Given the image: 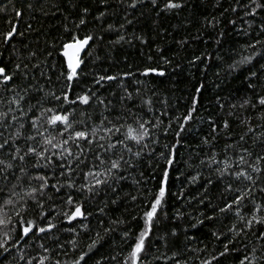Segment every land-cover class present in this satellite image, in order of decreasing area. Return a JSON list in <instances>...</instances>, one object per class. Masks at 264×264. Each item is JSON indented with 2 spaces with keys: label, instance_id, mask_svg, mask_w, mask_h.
I'll return each mask as SVG.
<instances>
[{
  "label": "snow or ice",
  "instance_id": "snow-or-ice-1",
  "mask_svg": "<svg viewBox=\"0 0 264 264\" xmlns=\"http://www.w3.org/2000/svg\"><path fill=\"white\" fill-rule=\"evenodd\" d=\"M49 2L52 8L61 12L63 22L60 25L61 31L46 48L37 51L25 43V32L19 30L18 22H14L24 15L22 9L14 7V18L7 21L10 27L0 31V105H3V110H0V156L6 157L0 158V229H4L0 236V250L9 253L12 249H16L18 264H33V261H36V264H67V261L54 259L53 249L44 242L49 234L59 240L53 232L57 224L48 218L44 208L46 200L52 198L48 189L52 188L59 193L61 189L67 188L81 193L83 199L74 197L70 192L64 200L67 210L62 209L58 215L64 217L68 224L78 219L86 220L91 213L86 209L84 202L98 197L108 188L116 192L119 182L128 178L124 173L137 168L147 156L148 159L157 161L153 167L159 169V183L140 217L143 227L134 235L130 229L124 230L122 234L128 251L119 264H151L149 260L151 237L159 226L161 216L167 215L163 210L169 195L170 173L177 163L178 146L181 143L179 138L193 120V113L197 112L198 94L202 92L204 86L201 84L195 89L196 95L192 96L191 107L187 113L175 117L178 130L172 129L171 121L165 126L160 118L146 119L143 115L134 112L133 108L137 107L152 112L154 101L151 97H146L140 87L129 90L123 82L136 78L135 83L139 85L144 83L138 79L139 76L149 77L153 74L165 76L166 72L159 67L146 66L137 72L127 71L120 74H109L107 71L102 74L93 72L91 83L81 87L84 77L88 75L87 67L100 59L98 49L104 36L90 30L89 17L92 13L90 8L83 4V0H22L29 11H38L44 16L49 15V11L45 8V4ZM99 2L105 7L108 5V0H99ZM119 3L133 10L143 6L153 12L157 19L161 15L178 14L185 7L184 0H119ZM240 9L244 10L245 16L255 18L258 14L264 13V0H247L246 3L236 0V5L231 11L236 13ZM73 12L76 13L74 17ZM107 15V11L101 10L92 18L102 24ZM124 19L126 23L120 24L119 28L109 23L106 29L101 30L116 33V39L108 43L115 46L123 43L131 44L133 40H138L141 44H146L147 39L143 35L133 33L131 38L126 35L124 31L126 25H131L133 21L127 16ZM232 23L235 24V21L233 20ZM251 26L249 24V27ZM27 31H32L30 23L27 25ZM261 34H264V21L257 31L258 36ZM245 35L250 33L245 31ZM258 44H264V40L257 39L248 44L244 51L250 48L253 50L252 53L242 54L241 58L229 67L235 70L239 66L252 64L256 57H264V51L256 50ZM160 51L162 50L158 48L157 52ZM6 52L10 53L7 59H5ZM147 59L151 61L153 58L149 56ZM162 59L165 64L171 63L167 57ZM200 59L201 57L197 56L190 63ZM250 77L258 79L257 72L251 71ZM105 82L119 83L122 90L119 100L123 105L120 111H116L112 101H106L98 94L97 86H102ZM78 87L79 92L75 90ZM249 87H255L251 80ZM162 103L167 106V99L165 98ZM217 103L223 108L219 100ZM97 105L102 106L98 122L93 119ZM240 106L264 107V95H260L255 103L250 99L244 100ZM163 115L165 112H161V116ZM260 119L264 120V112L260 114ZM242 123L248 124L249 121L245 120ZM26 127L30 131H25ZM223 127L225 129L229 127L227 121L224 122ZM10 129L12 131H9ZM154 130L162 132L163 137H167L171 131L177 139L171 144L161 143V135L155 134ZM213 131L215 132L216 129L213 128ZM5 132L8 135H5ZM248 132H253L252 127H248ZM244 139L242 135L240 140L244 141ZM18 141H23V146ZM202 143L208 145L209 141L205 138ZM73 147L76 151H73ZM88 155L92 156L94 162L91 167L81 168L80 165L85 163ZM33 160V167H51L53 175L57 177L56 182L50 183L47 173L29 175L25 166ZM161 160L163 167L159 164ZM14 161L19 163L14 164ZM262 163H264V154H255L253 161V153L247 148H242L241 154H238L235 160L227 154V149L223 161L218 160L215 154L210 155L207 161L201 160V164L213 168L217 179L223 181L229 178L224 191L235 192L237 195L231 202L220 206L219 212L232 211L239 222L238 225L233 224L229 227L228 231L232 236L228 237L218 256L214 255L210 259L202 260L201 264H212L213 260H216L217 264H223L220 258L229 257L236 251V238L241 241H251L254 238L259 242L258 246L252 243L251 247L245 243L244 255L239 259L238 264H264ZM57 168L60 170L58 173L55 171ZM140 175L142 177L143 173L141 172ZM74 176L81 179L79 185ZM198 180L199 175H196L191 177L190 182ZM33 181L38 183L33 184ZM134 183L140 184L141 181L136 180ZM208 183H212L211 179ZM257 191L261 194L259 203L256 199ZM137 198L132 196L134 201ZM111 203L116 204L117 199H112ZM33 208L39 209V219L43 223L26 218L29 210ZM244 208L247 209L246 215L242 214ZM99 212L104 214V208H99ZM205 219L212 220L215 217L205 216L204 219L198 220V223L203 224ZM112 223L121 224L123 221L117 219ZM84 227L87 228V225ZM67 230L72 231V229ZM113 230L105 229L106 232ZM168 235L158 237L166 248L169 244ZM170 235L173 237L177 235L175 229ZM212 235L218 240L221 236L218 232H213ZM102 239L101 234L97 232L96 239L87 245L89 251ZM69 243L73 245V249L77 246L75 239L70 240ZM58 246L61 249L64 247L62 244ZM33 248H38L40 251L26 254L27 249ZM64 255H67L66 251ZM87 255L88 253L79 255L71 261V264H81V261L87 264L85 260ZM173 255L175 256V253Z\"/></svg>",
  "mask_w": 264,
  "mask_h": 264
},
{
  "label": "trees",
  "instance_id": "trees-1",
  "mask_svg": "<svg viewBox=\"0 0 264 264\" xmlns=\"http://www.w3.org/2000/svg\"><path fill=\"white\" fill-rule=\"evenodd\" d=\"M242 2L246 3L247 0ZM184 3L185 7L178 14L161 15L157 19L153 12L143 6L133 10L121 5L119 0H108L106 7L99 0H83V4L88 6L92 13L89 17L90 30L102 34L104 40L100 42L98 49L100 59L87 67L88 75L84 77L81 87L91 83L93 72L102 74L107 71L109 74H120L127 71L137 72L146 66L159 67L166 72L165 76L154 74L149 77L139 76L138 79L144 81L139 85L135 83L136 78L123 82L129 90L140 87L144 95L154 101L152 112L138 107L133 108L134 112L143 115L146 119L160 118L165 126L171 121L172 129L178 130L175 117L187 113L191 107V98L196 95L195 89L201 84L204 86L202 92L198 94L197 112L193 113V120L179 138L181 143L178 146L177 163L170 173L169 195L163 210L167 215L161 216L159 226L151 237L149 255L151 264H177V262L201 264L202 260L210 259L214 255L218 256L228 237L232 236L228 231L229 227L239 224L232 211L220 213L219 207L231 202L237 193L225 192L224 186L229 182V178L223 181L217 179L213 168L201 164V160L207 161L210 155L215 154L218 160L223 161L225 149L233 160L241 154L242 148H247L253 153V161L255 154H264V135H262L264 127H261L264 125V120L260 119L264 107L240 106L244 100L250 99L255 103L260 95H264V67H262L264 57H256L252 64L239 66L235 70L229 67L239 60L242 54L252 53L253 50L250 48L244 51L248 44L257 39L264 40V34L257 35L259 26L264 21V13L258 14L255 18L245 16L243 9L233 13L231 8L236 5V0H184ZM14 7L24 12V15L14 22H18L19 30L25 32V43L30 48L37 51L46 48L61 31L63 15L52 8L50 2L45 4L49 15L44 16L38 11H29L22 0L0 1V31L10 27L7 21L14 18ZM225 9L228 11H224ZM101 10L108 13L102 24L92 18ZM72 15L74 17L76 13L73 12ZM125 16L133 21L131 25H126L124 30L126 35L129 38L133 33L143 35L147 39L146 44H141L138 40H133L131 44L123 43L115 46L108 43L116 39V33L101 30L106 29L109 23L119 28L120 24L126 23ZM233 20L235 24L232 23ZM29 23L32 25L31 32L27 31ZM249 24L252 26L249 27ZM245 31L250 35H245ZM184 41L186 43H182ZM158 48L162 51L157 52ZM256 50L264 51V44H258ZM21 51L26 50L21 49ZM9 54L5 53V59ZM149 56L153 58L151 61L147 59ZM197 56L201 59L190 63ZM163 57H167L171 63L165 64ZM251 71L257 72L258 79L250 77ZM250 80L255 87H249ZM56 87L59 90V84ZM75 90L79 92L80 88ZM97 92L106 101H112L116 111H120L123 107L119 100L122 90L118 82H105L102 86H97ZM165 98L167 106L162 103ZM218 100L223 104V108L217 103ZM95 107L93 119L98 122L102 106ZM0 110H3V105H0ZM161 112H165V115L161 116ZM245 120L249 123H242ZM225 121L229 125L227 129L223 127ZM249 126L252 127L253 132H248ZM213 128L216 129L215 132ZM25 131L30 129L26 127ZM155 134L161 135V143L171 144L177 139L171 131L167 137H163L162 132L159 131H155ZM5 135L8 133L5 132ZM242 135L245 137L244 141L240 140ZM205 138L209 141L208 145L202 143ZM18 143L23 146V141ZM229 145L236 147H228ZM73 151H76L74 147ZM0 158L6 157L0 156ZM93 162L92 156L88 155L87 160L80 167L86 169L91 167ZM33 163L34 160L25 166L29 175L47 173L50 183L56 182L57 177L53 175L51 167L36 168L33 167ZM156 163V160H150L145 156L137 168L124 173L128 178L119 182L116 192L108 188L98 197L86 200L85 207L91 215H88L86 220L78 219L72 224H68L58 213L62 209L67 210L64 200L70 192L78 199H83L82 194L75 189L63 188L61 192L56 193L54 189L49 188L48 192L52 198L46 200L44 208L48 218L57 224L53 232L59 240L49 234L44 242L53 249V258L71 264V261L79 255L88 253L85 257L87 264H119L128 251L127 243L122 239L124 230L130 229L134 235L143 227L140 217L159 183V169L153 167ZM159 164L163 167L162 160ZM261 166L264 167V163ZM16 171L19 174V170ZM55 171L58 173L60 170L57 168ZM77 173L79 174V169ZM196 175H199V180L190 182L191 177ZM74 179L79 185L81 179L76 176ZM209 179L212 181L211 184L208 183ZM136 180H140L141 183H134ZM36 183L38 182L33 181V184ZM181 193L182 195H178ZM132 196L138 197L137 200H132ZM260 197L261 194L257 191V203L260 202ZM112 199H117V203L112 204ZM106 202L107 207H105ZM102 207L104 214L99 212V208ZM242 214H247L246 208L242 209ZM208 215L214 216L215 219H205L203 224L198 223V220ZM26 218L43 223L39 219L38 208L30 209ZM117 219L123 223L113 224L112 221ZM84 225H87V228ZM106 228L114 230L106 232ZM173 229L177 233L174 237L170 235ZM3 231L4 229H0V236ZM97 232L103 239L89 251L87 245L96 239ZM213 232L221 234L219 240L212 235ZM164 234H169L167 248L158 239ZM72 239L77 240L75 249L69 243ZM245 243H248L249 247L252 243L259 245L254 238L251 241H241L236 238V251L229 257H221L223 264H238L239 259L244 255ZM61 244L64 246L63 249L58 246ZM39 251L38 248L27 249L26 254L28 252L35 254ZM65 251L67 255H64ZM16 253V249H12L9 253L0 250V264H18ZM113 257L116 259H112ZM33 264H36V261H33ZM81 264H85V261H81ZM212 264H217V261L213 260Z\"/></svg>",
  "mask_w": 264,
  "mask_h": 264
},
{
  "label": "water",
  "instance_id": "water-1",
  "mask_svg": "<svg viewBox=\"0 0 264 264\" xmlns=\"http://www.w3.org/2000/svg\"><path fill=\"white\" fill-rule=\"evenodd\" d=\"M0 1H2V0H0Z\"/></svg>",
  "mask_w": 264,
  "mask_h": 264
}]
</instances>
